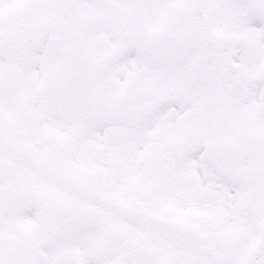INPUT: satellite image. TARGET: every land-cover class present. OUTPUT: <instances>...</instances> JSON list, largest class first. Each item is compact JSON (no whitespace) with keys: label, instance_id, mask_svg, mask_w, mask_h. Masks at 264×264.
Here are the masks:
<instances>
[{"label":"snow or ice","instance_id":"1","mask_svg":"<svg viewBox=\"0 0 264 264\" xmlns=\"http://www.w3.org/2000/svg\"><path fill=\"white\" fill-rule=\"evenodd\" d=\"M0 264H264V0H0Z\"/></svg>","mask_w":264,"mask_h":264}]
</instances>
